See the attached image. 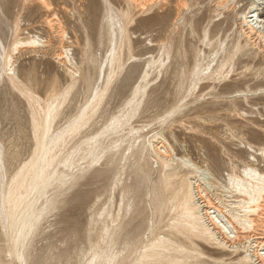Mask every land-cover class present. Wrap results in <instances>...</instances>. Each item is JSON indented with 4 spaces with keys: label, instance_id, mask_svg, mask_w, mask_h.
<instances>
[{
    "label": "bare ground",
    "instance_id": "bare-ground-1",
    "mask_svg": "<svg viewBox=\"0 0 264 264\" xmlns=\"http://www.w3.org/2000/svg\"><path fill=\"white\" fill-rule=\"evenodd\" d=\"M100 1L104 55L92 52L87 37L79 62L73 52L80 44L71 40L54 0H0V20L7 21L2 33H8L4 39L0 31V87L10 84L27 101L35 143L11 171L0 139V264H52L39 257L37 240L67 195L102 165L116 171L113 193L95 210L88 246L75 264H264V143L248 137L249 132L264 137V7L249 13L246 0H110V10ZM206 2L213 4L217 21L197 18L196 8ZM4 3L43 12L49 37L23 29L20 11L10 21ZM154 18L162 19L160 36L149 46L158 56L147 58L129 98L102 123L114 84L141 61L133 55L138 39L133 30ZM188 36L199 43L190 60ZM47 51L70 83L43 97L17 68L23 54L40 57ZM175 57L185 61L174 94L178 104L141 124L153 87L172 72ZM86 63L93 75L83 73ZM78 90L86 94L84 102L67 117ZM206 98L239 123L241 133L226 125L225 139L247 159L232 157L224 147L226 163L178 154L176 146L185 147L175 131L177 124L185 125L178 117ZM186 130L194 133L192 126ZM127 175L135 183L128 184ZM138 208L148 213V223L132 232L129 220ZM72 263L67 256L56 264Z\"/></svg>",
    "mask_w": 264,
    "mask_h": 264
},
{
    "label": "rangeland",
    "instance_id": "rangeland-1",
    "mask_svg": "<svg viewBox=\"0 0 264 264\" xmlns=\"http://www.w3.org/2000/svg\"><path fill=\"white\" fill-rule=\"evenodd\" d=\"M54 2L57 4L61 17L68 28L71 40L74 43L78 41L80 44L79 47L74 45L75 58L79 62L85 59L84 45L87 37L91 40L92 52L96 54L101 50L102 55H104L106 48L102 50L99 46V24L103 12L101 1L54 0ZM243 4L246 8L248 1L246 0ZM212 5V3L206 2L197 7L196 9L199 10L197 18L205 16L207 22L210 17H215L213 20L214 22L217 21L219 18L212 12ZM3 7L10 21H14L17 12L20 11L22 13L23 29H27L31 34H38L43 38L49 37L48 30L43 24V12L32 14L36 10L35 8L31 6L24 7L20 3H4ZM62 7L70 10L72 14H66L61 10ZM167 16L168 12L164 14L162 19ZM261 16L264 19L263 13ZM162 19L154 18L153 21L142 22L134 28L133 32L136 33L138 39L135 43L133 55L141 58V61L128 68L114 84L104 107L102 123H105L112 114L117 113L129 98L147 58L151 55L158 56V51L155 48H150L149 40H158L160 27L157 24ZM229 21L230 19L223 24L224 29ZM6 24L5 19L0 20V31L4 39L8 36V33H2ZM194 44L199 45L195 39L188 36L189 60L192 59L191 49ZM45 54L40 57L23 54L18 60L17 68L21 79L43 97L48 95L52 89L62 90L70 83L65 71L53 57V52L47 51ZM126 58H128V54H126ZM182 64H185V61L175 57L172 62V72L161 83L158 82L153 87L147 109L139 120L141 124L151 122L154 118L165 114L178 104V99L175 98L174 94L179 89ZM89 69L90 67L86 63L83 66V73L93 75V71ZM85 96L86 94L79 90L74 94L67 117L76 113L77 108L84 102ZM218 104L212 99L206 98L204 101L192 103L186 107L184 113L187 116L185 118H182V115L178 117L185 125L177 124L175 130L180 142L185 143V147L176 146L178 154L184 155L187 152L194 161L200 163L205 161L204 155L209 160L215 159L220 163H226L228 160L222 152L224 147L232 157L235 156L239 160L247 159V154L239 150L237 144L226 141V125L240 133L242 130H240L239 123L231 116V113L227 112L225 107L218 106ZM196 108H201V111L196 112ZM0 123V139L9 157L8 167L11 171H14L20 163L31 155L35 143L31 124V109L27 101L10 84H3L0 87ZM189 126L194 128V133H188L186 129H189ZM249 133L248 137L255 144L264 143V137ZM214 138L218 139L217 143H212ZM116 176V171L110 170L104 165L98 166L95 174L88 176L67 195L65 202L58 207V210L50 218L51 225L47 226V233L37 240L38 255L41 259H49L53 261L52 264H56L62 260L65 262V259L69 256L73 259L72 264L76 263L80 251L85 250L88 246L87 238L91 231V219L95 210L105 203L113 193V182ZM135 180L134 176L127 175L126 181L128 184L135 183ZM116 194L119 200V194ZM126 221L128 222V219ZM129 222L131 227L129 230L132 232H136L139 228L144 229L148 223V213H143L138 208L133 214V220H129ZM0 245H2L1 242Z\"/></svg>",
    "mask_w": 264,
    "mask_h": 264
},
{
    "label": "snow or ice",
    "instance_id": "snow-or-ice-1",
    "mask_svg": "<svg viewBox=\"0 0 264 264\" xmlns=\"http://www.w3.org/2000/svg\"><path fill=\"white\" fill-rule=\"evenodd\" d=\"M106 6L110 9H114V5L110 3V0H104ZM257 7H264V0H253V3L247 5V10L249 13L253 12Z\"/></svg>",
    "mask_w": 264,
    "mask_h": 264
}]
</instances>
